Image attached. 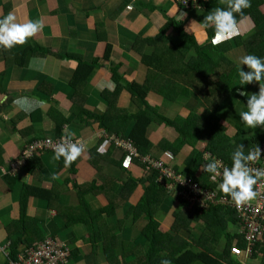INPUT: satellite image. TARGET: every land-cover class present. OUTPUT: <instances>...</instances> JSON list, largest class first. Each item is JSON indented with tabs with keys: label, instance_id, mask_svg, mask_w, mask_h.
Listing matches in <instances>:
<instances>
[{
	"label": "crops",
	"instance_id": "0c3cea01",
	"mask_svg": "<svg viewBox=\"0 0 264 264\" xmlns=\"http://www.w3.org/2000/svg\"><path fill=\"white\" fill-rule=\"evenodd\" d=\"M122 1L0 0V18L14 12L20 22L42 19L44 23L35 37L15 47L13 56L7 58L0 47V153L4 162L0 166V249L6 250L7 245L10 242L14 244V241L19 242L18 250L23 244L42 240L44 236L59 237L62 241H69L74 253L65 264H124L145 255L148 250V241L143 235L147 219L142 199L147 183H138L129 194L121 192L129 177L139 180L147 176L124 158L122 166L126 169H122L117 164L121 161L122 152L114 148L108 152L104 146L109 142L107 138L114 135L107 133L108 127L125 128L127 135L134 121L127 118L122 121L126 117L123 110L127 114H135L137 106L125 89H121L117 96L112 93L117 84L124 87L133 82L143 84L145 80H151L146 96L148 104L156 106L158 113L169 120L183 118L189 123L188 116L201 113L206 104L202 94L198 93L202 82L191 81L183 72L185 67L192 66L198 59L208 60L207 55L214 50H204L203 53L185 35L200 47L214 45V37L209 39L205 32L207 26L200 24L185 31L192 21L203 22L202 7L183 10L175 0H130L120 14L112 18V13ZM216 1L218 6L226 7L224 0ZM181 12L186 13L183 20ZM167 18L178 22L184 34L176 27L166 31L167 48L163 50L171 55L174 62L166 65L163 71L157 63L144 64L141 55H152L156 43L161 41L156 36ZM237 21L240 32L237 36L242 38L253 36L264 25L262 22L256 26L248 14L243 18L240 15ZM153 38L156 39L151 42ZM233 38L215 46L232 64L249 71L246 65L239 64V59L247 54L234 45ZM34 45L40 49H31ZM107 45L110 50L105 56ZM134 46L138 51H133ZM23 50L24 55L17 54ZM174 69L180 74L174 73ZM167 77L184 88V93L175 96L174 101L162 96V92H168L172 85L166 81ZM232 82L239 87L238 73ZM21 97H27L35 105L34 110L25 111L14 103ZM110 101L115 102L111 108ZM240 102L237 98L228 97L215 110L218 129L221 128L220 136L230 138L238 131L245 133L252 130L239 118V113L247 110L246 105ZM182 126L186 127L185 124ZM68 132L73 134L74 140L86 146V151L74 162L73 174L69 167L59 168L60 160L54 159V152L40 155L42 168L39 171L33 169L32 172L28 167H31L30 161L35 159V155L27 158L16 170L11 169L30 140H61L62 135ZM147 132L154 158H163V151L158 150L157 144L165 143V140L171 143L178 138L173 128L154 122L149 124ZM187 132H190L189 126ZM209 145L208 138H197L193 144H183L172 163L181 171L185 157L192 151L200 152V165L194 171L195 178L200 179L203 173L201 165L210 162L204 159L205 153L223 161L207 150ZM94 148L96 152L91 156L90 151ZM53 175L59 178L53 179ZM27 185L52 189L53 196L46 201L37 195H28L27 201H24L22 191ZM80 186L85 190L82 197L86 205H79ZM180 203L166 193L154 213L159 224L158 233H169L174 245L189 243L186 250L193 253L202 250L193 241L205 234L208 236L207 246L210 245L216 254H222L226 247L225 233L220 238H213L204 220L196 217L195 208ZM103 209H109L111 213L98 212ZM183 213H194L189 218V226L183 225L173 231L174 216ZM229 217L225 218V229L226 234L231 236L234 234L227 227ZM20 232L25 233L22 235ZM107 236L111 240H106ZM33 239L35 241H29ZM126 244L130 245V250L124 257ZM160 250L159 255L165 257L172 248ZM233 258L242 264L260 262V258H248L245 254ZM6 261V254H0V264Z\"/></svg>",
	"mask_w": 264,
	"mask_h": 264
},
{
	"label": "trees",
	"instance_id": "16d2710c",
	"mask_svg": "<svg viewBox=\"0 0 264 264\" xmlns=\"http://www.w3.org/2000/svg\"><path fill=\"white\" fill-rule=\"evenodd\" d=\"M130 2V0H123L122 3L119 5V7L112 13L111 17L116 18L120 12L124 9V7ZM251 7L244 10L243 15L248 14L250 18L253 20L254 24L256 26H260V23L264 22V13L261 10V8H264V0H250ZM220 7L217 5V1L213 0L204 6V17L210 12L212 9ZM164 14V13H163ZM165 15V14H164ZM166 16V15H165ZM237 19L240 17V14H236ZM102 26V25H100ZM171 27H176L177 30L180 31L181 34H184L182 28L179 26L178 22H175L173 19L167 18L166 24L162 27L160 33L157 34L156 38H160L161 41L159 43H156L154 51L152 55H141L142 62L146 65L150 62L157 63V67H161L160 69L165 71V66L169 63L174 62V59L171 58V55H168L167 52H165L163 49H165V43H167V38L165 37L166 31H168ZM99 28H97V34H99ZM205 32L209 39L215 36V29L213 26L209 25L206 27ZM156 38H153L150 40L153 42ZM185 38H188V40L195 46L198 50H201L204 52V50H214L211 54L207 55L208 60H201L198 59L196 62L192 64V66L185 67L184 76L188 77L191 81L196 82H202L200 92L198 93L202 94V97H204L205 101V108L203 111L195 116V114H190L188 118H190L189 123L187 119L178 118L174 121L169 120L158 113V108L156 106H151L146 101V96L148 93V85L151 80H148L143 84H138L136 82H133L131 84H126L124 87H120L117 84L116 89L113 91V95L117 96L119 91L121 89H125L130 94L131 101L137 106V112L135 114H127L125 110H123L124 117L121 119L122 121L127 118V120L134 121V125L126 133V129L122 128L120 130L112 129L107 126L105 122L102 124H106L108 127V134H114L115 136L127 137L130 138L133 143L134 147L137 148V151L139 153L140 157H146V156H153L154 153L153 145L151 143V140L148 139L147 136V130L150 123H156L158 125H165L173 128L178 138L175 139L173 142L168 143L166 140L165 143L157 144V148L159 151H170L173 152L172 154L176 157L178 155V152L183 147V144H193V142L197 138H204L200 137L199 135L202 132V124L203 122H207V128L208 132L210 133L208 138V142L210 143L207 150L210 151L211 154H214L221 158L225 164H227L229 167L232 166V153L236 150L237 146L244 144L245 146V153L248 151L249 148L256 146L257 144L260 146L264 142V130L260 127L256 129H252L250 131H247L245 133H240L239 131L233 136V137H222L220 136V129H218L220 126H218V118L214 114L215 110L227 99L228 97L237 98L238 100L242 101L245 105L247 104V96L241 95L238 91L241 92H247L249 94L251 93H258L259 91V84L258 83H252L249 85H239V87H235L232 78L236 73H238L239 67L235 64H232L230 60H227V58L220 53L219 47L217 45H210V46H197L195 41L190 38L189 36L185 35ZM139 41V40H138ZM234 45L236 47H241L246 54H254L262 59H264V25L263 27H260V29L255 33L253 36L249 38H242L239 36H236L233 38ZM141 43V41H139ZM228 46L229 43L225 42ZM17 46V45H16ZM15 46V47H16ZM13 47L10 50H6L2 47L4 55L9 58L14 55V49ZM167 48V47H166ZM231 47L225 49L224 51L229 50ZM31 49H40L38 46L34 45ZM137 47H133V51H138ZM110 50V46L107 45L105 49L104 55L107 56ZM171 50V49H168ZM42 52H46L41 50ZM223 51V50H222ZM17 54L24 55L25 51H20ZM68 57H71V55H67ZM66 56V57H67ZM92 67V66H90ZM246 71L245 69H243ZM167 71V70H166ZM174 73L180 74L179 71H176V69L173 70ZM164 73V72H163ZM169 73V72H168ZM166 80L167 82L171 83V87L168 88V92H162V96L170 101H174L176 98L175 96L179 94L184 93V88L180 85H177L173 83L169 77ZM116 81V79H114ZM176 87H174V86ZM197 90V89H196ZM161 93V92H160ZM110 108L114 106L113 101H110ZM109 117V115H107ZM195 116V118H193ZM112 118V117H110ZM194 119V120H191ZM109 122V120H108ZM182 124H185V128H182ZM190 127V132H187V127ZM40 140V139H39ZM34 141H37L36 139L30 140L29 144H32ZM28 144V145H29ZM159 145L161 146V149H159ZM104 146L107 148V151H110V148L118 149L122 152L121 161L117 164L121 166L122 169H126L122 166L124 155H127V152L125 153L122 149L115 147L114 144H104ZM96 150L95 148L90 151L91 156L95 154ZM35 155V159L33 158L31 162V168L32 172L33 169L40 170L42 168V165L39 163L40 160V153L38 151H35L32 156ZM21 157V156H20ZM202 157V154L200 152L192 151L189 156H186L183 160V169L181 170V174L186 175L195 181L199 182L202 186H210L212 187L213 184H210L208 182L210 174L205 173L203 171L200 179L195 178L194 171L196 170V167L200 165V159ZM31 158V157H30ZM137 165H140L137 160ZM3 154L0 153V166L3 164ZM90 163L96 167L95 162L93 159H90ZM174 164V163H173ZM74 162L69 167L70 173L75 172L74 168ZM141 167L143 165H140ZM64 161L63 158L59 161V168H63ZM173 169L175 172L179 171V166L173 165ZM99 172V169H98ZM158 176V173L156 171L150 172V175L142 178L139 180L138 183L144 184L146 187L143 188V203H145L146 207V219L147 224L143 228V235L148 241V250L143 256H138L135 259H132L131 261L124 263V264H161V260L163 259H171L177 264H191L193 262H203L205 264H242L240 261L234 259L230 254V248L234 244L238 248L245 249L246 248V242L242 239V236L240 235H227L225 233L226 237V247L222 254L218 255L216 254L215 250L209 246H207V237L205 234H202L197 241H193V244H197L200 248H202L201 252L199 253H193L189 250H186L189 243H182L180 245H174L171 243V236L169 233H158V222L154 218V213L158 209L161 202L166 197V191L162 187L161 184H159L156 181V178ZM126 183V182H125ZM138 183H135V180L133 178H128L127 183L125 184L123 190L121 191L126 192L129 194ZM84 189L80 186V204L86 205L82 195L84 196ZM53 190L49 189L46 190L44 188H38V187H32V186H26L23 188L22 196L23 200L27 201L28 195H37L41 199L48 200L53 196ZM220 195H224L222 192H219ZM226 196V195H224ZM229 197V196H228ZM49 201V200H48ZM195 208L196 217L201 218L206 223V229L212 233L213 238H220L221 235H223V232L226 228V222L225 218L228 214H231L233 221H236L235 214L231 210H226L225 208L216 205V206H210L208 210H205L203 212H200V214L197 213L200 209L197 206H193ZM100 213L109 212V209H103L101 211H98ZM95 215H97L95 213ZM189 214H177L174 217L172 230L179 229V227L185 225V227L189 226L190 217L194 215ZM194 217V218H196ZM183 223V224H182ZM35 231V230H34ZM33 232V231H32ZM22 235L25 232H20ZM263 241H257L252 246L250 251V258H260L259 264H264V233L262 234ZM104 238V237H103ZM114 238V237H112ZM36 239V238H35ZM111 240L108 236L106 237V240ZM235 240V242H233ZM108 240V241H109ZM29 241H35L29 240ZM206 244V247H203V244ZM19 242L14 241V244L10 245V256L13 257V254L16 252ZM192 245V244H191ZM130 245L126 244L124 246V257L128 255V251ZM165 247L172 248V251L169 255L162 257L159 255L160 249H163ZM185 249V250H184ZM184 250V251H183ZM107 251V250H106ZM183 251V252H182ZM130 253V252H129ZM74 255V253H72ZM177 255V256H176ZM4 264H9V260L6 261Z\"/></svg>",
	"mask_w": 264,
	"mask_h": 264
},
{
	"label": "clouds",
	"instance_id": "9594fccd",
	"mask_svg": "<svg viewBox=\"0 0 264 264\" xmlns=\"http://www.w3.org/2000/svg\"><path fill=\"white\" fill-rule=\"evenodd\" d=\"M211 1L213 0H208L204 2L203 9L201 10H204L205 4ZM224 2L226 3V7H216L212 9L204 17L203 22L198 23L196 21H192L190 28H186L185 31H188L193 27V25L196 24H200L203 26L211 25L215 29V36L212 41L214 45L222 43L227 39H231L234 36L240 35L236 14H240L243 18L244 10L251 7V2L250 0H224ZM185 16L186 13H180V17L182 20ZM43 27L44 23L42 19L27 20L25 22H20L18 21L17 15L14 12H9L6 16L0 18V47H3L6 50H10L16 45H23L27 43L30 38L35 37L43 29ZM239 64L242 66L246 65L249 69V71H244L243 67L239 68L238 75L240 85H249L254 82L259 84L258 93H240L241 95L247 96V110L241 111L239 113V118L247 128L256 129L258 127L264 126V59L254 54H247L239 59ZM14 103L25 111L34 110L35 108V105H33L27 97L18 98L16 101H14ZM113 137L120 138L123 140H131L127 137L121 138L120 136L118 137L115 135H113ZM110 143L114 144L115 147L122 149L121 147L116 146L113 141H109L106 144ZM132 144L134 147L133 141ZM244 149V144L237 146L236 150L232 153L231 156V167H229L227 164L226 165L228 167L223 166L222 162L218 160V158H212L210 162L201 165V169L205 173L210 174L211 180L216 181L217 177H222V182L219 183L217 186L218 190L224 195L229 196L238 207L255 199L258 195V191L256 190L257 186L264 184V168H257L251 166L261 158L262 149L258 144L254 147L249 148L247 153H245ZM85 151V144L80 142L79 140H74L73 134L71 132H68L62 135L60 142L54 146L53 151L45 150L38 152L40 153V155L45 152H54V159L60 160L61 158H63L64 166L67 168L70 167L72 163L75 162L79 157H81ZM124 152L126 153V151ZM164 152L165 151H163V153ZM124 159L129 162H132L135 166L139 168L141 167L139 161L135 159L140 164L137 165V162L134 161V158H128V154L126 156L124 155ZM204 159L206 161H209L208 153L204 154ZM19 161L20 159L16 160L11 165V169H13V171L21 165L19 164ZM173 165L174 164L172 163V168ZM177 172L181 173L182 171L179 170ZM52 178L58 179L59 177L57 175H53ZM192 180L195 181L194 179ZM205 210L208 209H200L198 212L200 213ZM46 237H51L53 239L63 242L69 249L68 257H71L72 247L69 245V241L65 242L60 240L59 237L54 236H44L42 240ZM36 242H38V240H36ZM31 244H23L21 248L13 254V257H11L9 251L11 245L10 242L7 245L6 250L0 249V254H6L7 260H10L11 258H15L16 254L24 246ZM232 245V247L235 246L234 244ZM231 256L235 257L233 255ZM161 264H172V262L170 260L163 259L161 260Z\"/></svg>",
	"mask_w": 264,
	"mask_h": 264
},
{
	"label": "built area",
	"instance_id": "2783aa9c",
	"mask_svg": "<svg viewBox=\"0 0 264 264\" xmlns=\"http://www.w3.org/2000/svg\"><path fill=\"white\" fill-rule=\"evenodd\" d=\"M183 9H198L208 0H175ZM113 141L116 146L121 147L127 152L128 158H134L144 164L146 171H156L158 176L156 181L162 185L165 191L175 196L179 201L190 206H197L199 209H208L210 206L219 205L226 210H232L235 214V220L239 226V234L246 242V248L241 249L237 246L231 248V255L237 257L241 253L250 255V251L258 236L264 233V184L258 185L256 190L258 195L255 199L240 205L239 207L228 196L220 195L218 184L222 182V177H217L216 181L209 183L213 187H203L190 177L175 172L171 164L174 156L171 152L165 151L163 158H154L152 156L140 157L137 149L133 147L132 141L123 140L110 136L107 138ZM60 140H37L29 146H26L20 157L19 164H23L27 157H30L35 151H53L54 146ZM262 149L261 158L252 164V167L264 168V142L260 145ZM212 157L209 154V160ZM222 165L227 166L223 161ZM228 167V166H227ZM222 170V169H221ZM248 234V235H246ZM69 256L68 247L61 241L46 237L45 239L24 246L15 256L9 260V264H65Z\"/></svg>",
	"mask_w": 264,
	"mask_h": 264
},
{
	"label": "rangeland",
	"instance_id": "374dc122",
	"mask_svg": "<svg viewBox=\"0 0 264 264\" xmlns=\"http://www.w3.org/2000/svg\"><path fill=\"white\" fill-rule=\"evenodd\" d=\"M262 11L264 12V8H262ZM241 103V105H244L243 104V102L241 101L240 102ZM245 108H247V106L245 107ZM217 112V111H216ZM216 112H214L215 114H216ZM207 122L205 121V122H203V124H202V132H201V134L199 135L200 137H204V138H206V137H209V135H210V133L208 132V128H207ZM260 128H262L263 130H264V126H261ZM200 141V140H199ZM27 146H29V145H27ZM31 157V156H30ZM27 158H29V157H27ZM139 163L141 164V165H143L142 167H140L139 169H141V171H142V173H143V175L144 176H149L150 175V171H146V170H144L145 169V167H144V164L141 162V160L139 161ZM136 175V174H135ZM130 178V177H129ZM132 178V177H131ZM135 180V183H138L139 182V180H136V179H134ZM45 185H46V183H45ZM137 185H139V184H137ZM177 199V198H176ZM181 202V201H180ZM180 204H182V202L180 203ZM184 204V203H183ZM229 216H231V214H228ZM232 217V216H231ZM231 217H229V219H228V221H229V224L227 225V227H229V229H230V231H232L233 233L232 234H239V226H238V224H237V222L236 221H233V218H231ZM170 218V217H169ZM224 233H226V229H225V231L223 232V234ZM44 234H47V233H44ZM246 235H248V234H246ZM258 238V241H263V237L262 236H258L257 237ZM60 239V238H59ZM235 240L236 239H234V241L233 242H235ZM34 243H36V242H34ZM241 254H243V253H241ZM240 254V255H241ZM247 257L249 258L250 256L249 255H247Z\"/></svg>",
	"mask_w": 264,
	"mask_h": 264
}]
</instances>
